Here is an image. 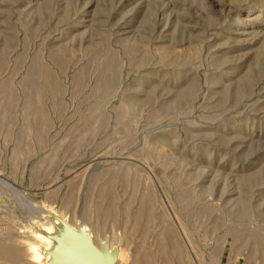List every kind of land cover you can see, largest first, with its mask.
I'll list each match as a JSON object with an SVG mask.
<instances>
[{"label":"rangeland","instance_id":"obj_1","mask_svg":"<svg viewBox=\"0 0 264 264\" xmlns=\"http://www.w3.org/2000/svg\"><path fill=\"white\" fill-rule=\"evenodd\" d=\"M82 233L264 264V0H0V264Z\"/></svg>","mask_w":264,"mask_h":264},{"label":"bare ground","instance_id":"obj_2","mask_svg":"<svg viewBox=\"0 0 264 264\" xmlns=\"http://www.w3.org/2000/svg\"><path fill=\"white\" fill-rule=\"evenodd\" d=\"M77 235V234H76ZM72 236V233H71ZM74 236V234H73ZM68 237V236H67ZM69 238V237H68ZM64 239L56 242L52 249L56 264H110L112 257L108 252H98L85 238V234H78L76 239ZM72 238V237H71ZM33 247V246H32ZM35 249V247H33ZM36 250V249H35ZM37 256V255H35Z\"/></svg>","mask_w":264,"mask_h":264},{"label":"water","instance_id":"obj_3","mask_svg":"<svg viewBox=\"0 0 264 264\" xmlns=\"http://www.w3.org/2000/svg\"><path fill=\"white\" fill-rule=\"evenodd\" d=\"M102 247H106V245L102 246Z\"/></svg>","mask_w":264,"mask_h":264}]
</instances>
